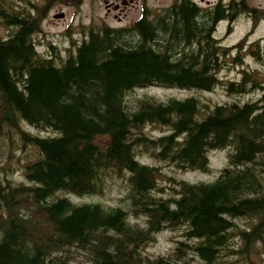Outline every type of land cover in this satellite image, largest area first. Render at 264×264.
Here are the masks:
<instances>
[{
  "label": "trees",
  "instance_id": "obj_1",
  "mask_svg": "<svg viewBox=\"0 0 264 264\" xmlns=\"http://www.w3.org/2000/svg\"><path fill=\"white\" fill-rule=\"evenodd\" d=\"M29 5L0 0V25L9 30L0 39V139L9 160L16 144L33 151L20 166L24 182L0 168V264H71L75 256L89 264H253L257 246L264 264V94L245 103L129 99L144 88L222 86L233 98L261 90L255 72L223 83L218 75L242 66L246 52L259 60V45L247 51L242 39L229 52L216 37L223 11L201 13L186 1L125 29L81 26V40L68 28L62 59L35 40L42 8ZM22 122L53 136L32 135ZM225 149L227 166L214 181L170 177L167 196L158 195L159 167L139 160L207 173L208 153ZM124 175L121 205L72 200L102 196L107 179ZM163 231L180 234L173 250L143 254Z\"/></svg>",
  "mask_w": 264,
  "mask_h": 264
},
{
  "label": "rangeland",
  "instance_id": "obj_2",
  "mask_svg": "<svg viewBox=\"0 0 264 264\" xmlns=\"http://www.w3.org/2000/svg\"><path fill=\"white\" fill-rule=\"evenodd\" d=\"M6 2L12 1L15 5L19 4L21 8L28 9L29 4H40V0H5ZM155 1V0H154ZM210 1V0H209ZM213 2V0H211ZM47 0H41V8L45 9ZM152 3V4H151ZM151 5H156V2H150ZM168 5V2H164ZM64 16L63 18L54 19V15ZM106 10L103 8L101 0H50L49 6L45 14L39 13L36 15L40 19V32L36 34L35 40L43 41L44 44H51L56 48V52L63 59L69 53V43L65 32L70 28L72 32H75L73 38L81 40V26L88 27L90 25L102 26L105 24L109 25V28L119 29L124 28V25L134 18L136 12L127 18L122 24L118 23L113 18V13L105 19ZM44 15V16H43ZM226 19V18H224ZM124 24V25H123ZM251 29L250 20L246 19L245 16L240 15L237 17L230 30L227 29V22L222 21L219 23V27L216 30V37L224 40V44L229 46L235 45L238 41L247 37L246 50L254 49L255 45H259V60L251 56L249 53H244L242 57L243 64L226 66L219 72V79L224 81H238L240 79V71L246 70L247 72H255L258 75L257 80L264 84V18L260 21L254 30ZM9 30L0 25V39L6 38ZM80 44V43H79ZM78 44V45H79ZM232 49L229 48V52ZM245 50V49H244ZM73 51V50H72ZM41 52L44 50L41 49ZM49 52V50H47ZM49 55V54H48ZM264 94V87L261 90L251 89L246 95L240 98L228 97L225 94L224 87L217 86L212 92L201 93L195 90H178V89H166V88H144L135 90L134 94L129 98L132 100L136 97H148L153 98L156 101H164L168 98L174 97L176 99H185L189 97H196L202 101L209 99L212 102H241L245 103L248 101H255ZM24 130L30 132L32 135L39 137L53 136L51 132L43 133L29 127L25 123H21ZM149 133L153 135L159 134V130L148 128ZM15 145V139H14ZM17 144L12 148L11 154L12 160H9L7 155L6 142L0 139V160H2L1 169H8L13 171V174L7 175V178L13 182L20 183L24 182V177L20 166L26 162L27 157L33 156V151L29 150L27 153L22 154ZM231 152V149H225L223 151H211L208 153L209 171L207 173L200 172H182L173 167L167 166L164 163H158L149 159L146 155L139 158L140 161L158 166L160 169V176L158 179V186L163 188V193L158 194L161 196H167L169 191L168 179L172 177L176 181L183 180L185 182L194 184L199 182H212L217 177L218 173L227 166V155ZM2 174L0 173V177ZM2 178V177H1ZM0 178V179H1ZM126 177L118 179L113 177L105 181L102 196L95 197H84V198H72L76 203H102L107 207H115L121 205L120 200H123L126 193ZM171 186V185H170ZM131 223L143 224L142 219L134 220L129 219ZM238 226H246L249 222L247 220L236 221ZM179 233L163 231L155 236V241L144 247L143 254L151 257H162L169 254L173 248L175 241L179 239ZM259 246L255 247L254 253L249 257V260L253 264H262L263 261L259 255ZM234 259L230 263L234 264ZM71 264H89L83 257L75 256ZM237 264H247L245 261L239 260Z\"/></svg>",
  "mask_w": 264,
  "mask_h": 264
},
{
  "label": "flooded vegetation",
  "instance_id": "obj_3",
  "mask_svg": "<svg viewBox=\"0 0 264 264\" xmlns=\"http://www.w3.org/2000/svg\"><path fill=\"white\" fill-rule=\"evenodd\" d=\"M151 1L156 2V5H151ZM165 1L168 2V5L164 4ZM186 1L193 4L201 13L212 12L219 7L226 16V19L220 20L218 27L220 22L225 21L227 22L228 30H230L234 20L236 21L240 15L250 20V30H254L256 24L258 25L264 18V0H213V2L211 0H101L103 8L106 10L105 19L113 13V18L122 24V22H125L128 17L136 12L135 17L130 19L125 25L123 24L124 28L119 29L131 27L141 16H148L149 19H154V17L162 15ZM39 5L41 6V0ZM43 5L49 6V2ZM47 6L45 9L42 8L44 14L47 11ZM103 25L109 28V25L105 24V22Z\"/></svg>",
  "mask_w": 264,
  "mask_h": 264
}]
</instances>
